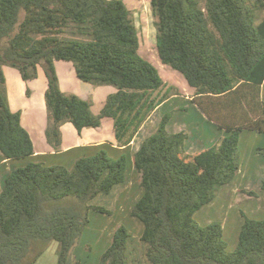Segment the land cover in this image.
I'll list each match as a JSON object with an SVG mask.
<instances>
[{"label": "trees", "instance_id": "trees-1", "mask_svg": "<svg viewBox=\"0 0 264 264\" xmlns=\"http://www.w3.org/2000/svg\"><path fill=\"white\" fill-rule=\"evenodd\" d=\"M151 9L161 62L186 79L194 89L192 102L227 135L187 153L188 132L166 129L169 112L133 154L143 194L131 215L144 226L147 260L264 264V219L243 213L231 252L221 222L202 226L195 219L239 174L240 135L264 134V0H151ZM140 46L123 0H0V154L7 160L35 154L21 112L10 108L5 66L17 69L25 82L44 69L45 136L55 152L62 151L64 124L81 134L101 127L106 117L113 120L117 145H130L169 98L159 70L141 56ZM57 61L72 63L84 83L116 89L98 115L91 101L61 90ZM126 176V158L113 159L104 150L78 158L71 168L32 161L12 170L0 191V264H37L53 242L59 243L57 264H74L90 213L111 214L91 202L109 195ZM245 194L259 197L255 191ZM129 237L119 225L99 264H130Z\"/></svg>", "mask_w": 264, "mask_h": 264}, {"label": "crops", "instance_id": "crops-1", "mask_svg": "<svg viewBox=\"0 0 264 264\" xmlns=\"http://www.w3.org/2000/svg\"><path fill=\"white\" fill-rule=\"evenodd\" d=\"M60 62L63 61H57L55 63V66L59 77L61 90L66 93L75 92L77 96L81 97L82 99L91 100L92 111L94 114L98 115L101 112L107 97L110 94L116 92V89L112 86H110V88L108 86H100L94 87V89H91V87L89 86H85L82 90H76V86L80 83L78 81L79 79H77V75L75 73L76 71H74V68L72 67L73 65H71L70 62H68L70 64ZM3 72L6 78V86L10 108L13 112L21 111L22 125L29 132L33 140L35 154L34 156L24 160H7L0 154V191L2 190L5 179L10 174V172L16 169L17 167L25 166L29 162L40 161L43 162L46 166L60 165L70 168L78 158L82 156L93 155L100 150L110 148V151L113 152L115 155L120 152H128L132 160L131 158H126V162L128 163L125 183L116 186L109 195L105 196L110 197L115 192L125 190L119 195L120 200H123L126 197H131V190H129V185L131 187V184L129 180L130 177L137 173L133 165V154L139 150L142 141L146 138L145 128L146 125H149L150 118L142 126L132 143L125 147H119L117 145L113 129V120L111 118H104L102 120V125L99 128L83 129L81 134L78 133L76 128L71 123H66L61 129L63 138L62 151L55 152L52 147L48 144L45 136V130L47 127L45 92L48 87V81L45 77V73L38 70V78L36 80L25 82L23 81L22 77H20L21 74L15 68L5 66L3 68ZM25 87L32 89L30 95H27L25 93ZM263 89L264 81L261 85V98L264 101ZM38 91L39 94L37 95L36 93ZM190 91L194 92V89L190 87ZM177 101L178 98L175 99L174 106L171 105L168 108H165L170 102H172V99H168L163 102L160 106H158L153 112V115H157V112H159V116H163L164 114L168 113V111L171 112L172 110H175L174 108L176 106H182V110L184 111L176 113L173 112L171 119L166 125L167 131L169 133H176L171 132V128H175L174 122H176V117H179L180 115L179 118L183 119L182 114H184L185 112L189 113V110H192L191 112H193V110H195L194 107L199 110V108L194 103L193 106L191 105L188 108L184 106L186 104H177ZM26 108H28V110ZM196 112L194 113V115L191 114V121L189 122L191 124H195L198 128L201 127V132L198 134V136L192 137L189 135V138L185 143V150L187 153H196L204 149L210 148L221 137L227 135L224 130H219L214 123L209 121L201 111V115ZM188 113L185 114L188 115ZM257 136H259V138L261 139L264 134L244 131L240 135L239 151L241 168L239 174L230 184L220 188L217 197L211 203L201 208L195 214V219L202 226L209 225L213 222H221L223 224L225 241L227 239H230L232 241L230 242L232 243L231 248L227 243L230 252L233 251L238 244V235L240 233L243 223L245 222V217L243 216V213L246 217L250 219H264V192L261 190L262 184L264 182V150H250L252 149L250 143L252 142V140L257 139ZM192 139H194L195 141L193 142ZM252 183H258V190L255 192L259 195V197L250 198L246 196L247 198H245L243 194L238 193V191L240 190H254V188L249 186ZM140 188L141 187L139 186L138 195L130 205L131 207H127L128 209L132 208L130 210L131 212L134 208V205L143 194V189L141 190ZM127 208L124 207L116 210L118 213L123 214L122 220H116L112 223L113 220L109 219L108 223L110 225H101L102 227L100 229L98 227V229L95 230L99 231L97 234L101 236L100 239L103 241V243H105L99 253V257L101 256V254H103L107 247L111 245L115 229L119 225H123L124 221H128V224L130 222L133 225L132 230H127L130 235L127 243L126 252L129 263L150 264L146 257L148 245L142 240L144 226L140 223L137 218L131 215L130 211L124 215V213H126L127 211ZM96 213L97 212H93V214ZM96 216H98V214H96ZM130 217L134 218V220L130 219ZM78 248L79 247H77L74 251V264H88L89 256L87 255L88 260L86 259V261H84L83 258H80L81 255ZM58 250L59 245L57 247V257ZM94 264H98V262L95 261Z\"/></svg>", "mask_w": 264, "mask_h": 264}, {"label": "rangeland", "instance_id": "rangeland-1", "mask_svg": "<svg viewBox=\"0 0 264 264\" xmlns=\"http://www.w3.org/2000/svg\"><path fill=\"white\" fill-rule=\"evenodd\" d=\"M123 1L126 3L128 8L131 10L134 22H135L136 27H137L138 32H139V37H140V42H141V46H140V51L139 52H140L141 56H143V58H145L147 61L151 62L159 70L160 75L162 76V78L164 79V81L166 83V88L163 90V94L165 92H166V94L169 93V98L168 99H170V100L172 99V102H170L168 104V106L165 107V108H168L171 105L174 106L176 98H178L177 104H186L187 106L186 105H184V106L188 107V108L191 105L193 106L192 100H193V98L195 96V93L190 91V86L188 85L186 79L179 72L173 70L172 68H170L167 65H164L161 62L160 58H159V54H158V51H157V45H156V34H157V31H156V27H155V24H154L155 23V18H154L153 14H152V9H151V0H123ZM60 63L70 64V63L64 62V61L60 62ZM71 65H73V64L71 63ZM72 67L74 68V66H72ZM39 71L44 72V69L42 67H39ZM74 71H75V68H74ZM34 80H36V79H34ZM34 80H31V81H34ZM78 81H79L80 84L76 86V90H78V89L82 90L85 86H89V87H91V89H94V87H95V86H93L91 84H86V83L82 82L81 80H78ZM108 87L110 88V86H108ZM31 90L32 89H30V88H26L25 89V93L27 95H30ZM68 93L77 95L75 92H68ZM36 94L38 95L39 91ZM263 94H264V89H263ZM181 97H183V98H181ZM263 97H264V95H263ZM186 98L190 102H188ZM89 101H91V100H89ZM26 109L28 110V108H26ZM174 109L175 110H172L171 112L176 113V112L184 111V110H182V106H176ZM194 109L195 110H193V112H191L192 110L191 111L189 110V113L185 112V113H188V115L185 114V113L182 114L183 115V119L179 118L180 115H179V117H176L175 118L176 122H174L175 123L174 124L175 128H171V132L178 133V132H181V131H186L192 137L198 136V134L201 132V130H200L201 127L198 128L195 124H191L189 122V121H191V118H190L191 114L194 115V113L196 111H197L196 113L200 114V111L197 108L194 107ZM169 112L170 111H168V113ZM163 116H159V112H157V115L156 114L153 115V113H152L149 116V118H150L149 125L152 124L153 126L152 125H150V126L146 125V128H145V133H146L145 136H146V138L151 133H153L155 130L158 129L160 121H161ZM46 120H47V110H46ZM256 138L257 139L252 140V142L250 143L251 146H252L251 147L252 149H250V150H255V149L256 150L257 149L264 150V136L261 137V139L259 138V136H257ZM141 140H142V138H141ZM192 141L194 142L195 140L192 139ZM259 146H261V147H259ZM104 151H106L108 153V155L111 158H113V159H120L121 157H125L127 159L131 158L128 152H125V153L124 152H120V153L115 155L113 152L110 151V148H106V149H104ZM261 157H263V156H261ZM131 160H132V158H131ZM129 181H130V184H131V187L129 185V190H131V197H126L125 199L120 200L119 195L123 191H125V190H120L119 192H115L110 197H106L105 195H99L95 200H93L91 202L92 205L106 207L107 209H109L111 211V214L110 215H105V214L96 213V214H98V216H96V214H93V212H91V214H90V218H89L90 219V223H89L84 235L80 239V242H79L80 246H79V244L77 246V247H79L78 249H79L80 255H81L80 258H83V260L86 261V259L88 260L87 255L89 256V263L88 264H94L95 261H97L98 264H99L100 258L102 256V254H101V256L99 257V253L102 250L103 246L105 245V243H103V241L100 239L101 236H99L97 234L99 231L98 230L95 231V230L98 229V227L100 229L102 227L101 225L109 224L108 223L109 219L113 220L112 223L115 222L116 220H122L123 219V214L122 213H118L116 210H118L119 208H124V207L125 208H127V207L129 208V207H131L130 205L132 204V202L134 201V199L138 195V189H139V186H140V184H139V175L136 173L135 175L130 177ZM257 185H258V183L250 184L249 186L254 188V190H250V191H257L258 190L257 189ZM140 189L142 190V188H140ZM245 192H247V191L246 190L245 191H242V190L238 191V193L239 194H243L245 196V198L249 197V196H247L245 194ZM128 208H127L126 213H124V215L127 214V212H129L132 209V208H130V209H128ZM130 219L134 220V218H131V217H130ZM123 226L127 230H132V228H133L132 223L129 222V224H128V221H124ZM226 241H227V243L229 244V246L231 248V244L232 243H230V242H232V241L230 239H227ZM58 245H59L58 242L53 243L50 246V248L46 251L44 256L37 262V264H57V260H58L57 247H58ZM109 247H107V249ZM228 250H229V248H228ZM98 257H99V261H98Z\"/></svg>", "mask_w": 264, "mask_h": 264}]
</instances>
